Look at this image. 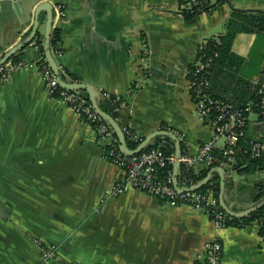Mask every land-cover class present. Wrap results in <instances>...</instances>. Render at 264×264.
I'll list each match as a JSON object with an SVG mask.
<instances>
[{
    "label": "crops",
    "instance_id": "1",
    "mask_svg": "<svg viewBox=\"0 0 264 264\" xmlns=\"http://www.w3.org/2000/svg\"><path fill=\"white\" fill-rule=\"evenodd\" d=\"M43 2L64 8L54 21L62 57H54L67 79L124 101L121 125L142 140L177 130L190 154L214 136L190 92L200 44L223 34L234 10H264V0H224L189 23L178 15L183 0H0V59L27 38ZM46 20L42 13L44 39ZM233 51L243 66L217 68L210 90L241 107L264 79V34H238ZM39 54L33 44L23 57ZM263 136L260 115L250 114L240 146ZM239 163L224 188L234 212L254 204L264 181V171L241 173ZM121 177L95 128L48 96L38 71L0 82V264H203L214 238L223 243L221 264H264L256 225L217 230L203 212L138 190L102 202ZM41 245L56 246L55 258L42 262Z\"/></svg>",
    "mask_w": 264,
    "mask_h": 264
},
{
    "label": "built area",
    "instance_id": "2",
    "mask_svg": "<svg viewBox=\"0 0 264 264\" xmlns=\"http://www.w3.org/2000/svg\"><path fill=\"white\" fill-rule=\"evenodd\" d=\"M220 2L221 0H183L178 9V15L182 19H186L188 14L199 16L206 13L207 9L213 8L214 3L219 5ZM63 15V6H57L56 16L59 18ZM206 45L207 41H204L199 46L197 59L191 70L194 79L190 80V92L199 116L210 124L214 136L210 141L203 143L196 154L186 151L182 153L179 158L181 172L178 187L174 184V164L177 160L175 151L166 153L161 147H152L139 153L128 154L123 149L114 129L96 112L90 100L79 92L71 91L60 84L44 52L40 51L35 60H27L24 57L14 59V57L1 64L0 82H8L17 72L34 69L42 76L44 90L48 96L64 103L95 128L108 161L122 171V177L105 191L102 202L130 190H138L165 200L171 207L189 206L203 212L214 227L221 230L228 227L229 214L224 210L220 198L213 191L192 189L198 183L195 182L192 174L201 168L240 166L239 161L242 158L237 156L240 153L248 154L250 158H259L263 155L264 144L262 142L248 141L246 149L240 146V142L246 140L250 114L258 113L260 120L264 122V79L254 83L255 100L241 107L215 97L210 90L208 77L214 65V58H205L203 52ZM54 54L56 58L62 57L59 48ZM103 95L107 98L111 97L107 93ZM115 102L117 103L116 112L125 105L124 101L118 99ZM122 131L130 140L142 142V139L136 136L127 125L122 126ZM167 131L180 137L177 130L168 128ZM41 248L42 262L55 258L56 246L41 245ZM222 257L223 243L219 238L205 242L203 264H221Z\"/></svg>",
    "mask_w": 264,
    "mask_h": 264
},
{
    "label": "trees",
    "instance_id": "3",
    "mask_svg": "<svg viewBox=\"0 0 264 264\" xmlns=\"http://www.w3.org/2000/svg\"><path fill=\"white\" fill-rule=\"evenodd\" d=\"M224 0H221L223 2ZM220 2V3H221ZM212 9V8H211ZM210 9V10H211ZM56 11V7L54 6V12ZM209 10L207 9V12ZM197 14H188L186 16V21L189 23H194L197 19ZM54 18H56V14H54ZM55 21V19H54ZM50 35V46L51 52L54 57L55 50H57L60 42L62 41V32L59 28L54 26ZM240 33H252V34H264V10H234L230 16V18L225 23V32L219 36L212 37L207 40V45L204 49L205 58L213 57L214 65L212 66L208 77L212 76L213 72L217 69H226L230 71H238L243 66L245 62V58L239 56L233 51L234 41L238 34ZM30 35V32L27 36ZM32 44L37 46L41 52L45 53V39L40 31L37 32ZM31 44V45H32ZM31 45L26 46L22 51L14 55V59L23 58V53L25 49L30 47ZM216 55V57H215ZM11 58V59H13ZM55 58V57H54ZM58 63V61L56 60ZM59 65V64H58ZM67 74H64L60 70V76L62 80L67 81ZM75 82L78 81V78H72ZM193 74L190 73V80H193ZM71 81V80H70ZM73 82V81H71ZM96 101L100 109L111 117L118 119L120 124V119L122 118L123 113L120 111H115L117 103L115 102L114 97L106 98L102 96V94H95ZM89 100V98H87ZM167 130H162L156 134V141L152 147H161L166 153H172L175 151V142L171 136L167 135ZM126 144L131 150H136L142 142H135L130 140L128 136L125 135ZM244 149L248 148V144L242 143ZM146 148V149H148ZM181 151L182 153L185 151V145L181 142ZM238 157H241L242 164L245 165V168H240L238 171L241 173L244 172H258L264 171V153L259 158H250L248 154H237ZM244 162V163H243ZM216 166V165H215ZM172 167H170L171 169ZM215 167L203 168L198 172L193 173L192 177L195 182H200L208 177L209 173ZM219 175V174H217ZM258 196L256 197V201L264 200V181L258 183ZM201 191H213L216 196H220L221 188L220 183H216L215 178H212L207 184H205L201 189ZM238 226V227H247L256 225L258 227L259 235L264 240V205L260 208H257L251 214L244 217H233L229 215L228 226Z\"/></svg>",
    "mask_w": 264,
    "mask_h": 264
},
{
    "label": "water",
    "instance_id": "4",
    "mask_svg": "<svg viewBox=\"0 0 264 264\" xmlns=\"http://www.w3.org/2000/svg\"><path fill=\"white\" fill-rule=\"evenodd\" d=\"M217 3H214L212 5V7H216ZM46 14V31H45V54L46 57L48 59L49 64L51 65L53 71L55 72V74L58 76V79L60 81V84L71 90V91H76L79 92L82 96L89 98L90 102L92 103L94 109L96 110V112L98 114H100L110 125L111 127L114 129L117 137L119 138L120 143L122 144L123 149L128 153V154H134V153H139L140 151L148 148L149 146L153 145L156 141L155 137L156 134L148 139H145L140 146L136 149V150H131L127 144H126V138L125 135L122 131V125L120 124L119 121H117L115 118L111 117L110 115L106 114L105 112H103L100 107L97 104L96 101V97H95V92L94 90L91 88V86L84 84V83H80V82H71L69 79H67V81L62 80L61 76H60V66L58 65V63L56 62V59L53 57L52 52H51V46H50V35L52 32V27H53V21H54V14H56V11L54 12V5L49 3V2H43L40 5H38L36 7L35 10V17H34V24L32 27V30L30 32V35L27 36V38L21 42L20 44H18L17 46L13 47L12 49H10L9 51L5 52V54L3 55V57L0 59V65L6 63L8 60H10L11 58L14 57V55H16L17 53H19L20 51H22L26 46L31 45L37 32L40 31L39 30V26H40V15L41 14ZM33 45V44H32ZM167 135L171 136L172 139L175 142V153H176V162L174 164V184L176 187H178V178L181 172V164L179 161V158L182 155V151H181V141L180 139L172 134L171 132H167ZM263 142H264V136H263ZM263 153H264V148H263ZM238 167H234V168H230V167H215L214 169L211 170V172L209 173L208 177H206L204 180L200 181L197 183V185L192 188L193 190H200L205 184H207L215 175L219 174L221 177V195H220V203L222 205V207L224 208V210L231 216L233 217H244L247 216L249 214H251L252 212H254L257 208H260L264 205V200H260V201H256L255 198V202L254 204H251L249 206H247V208L242 211V212H234L233 210H231L229 208V206L226 203V198L224 195V188H225V184L229 183V182H233L234 180L232 179V175H230L232 172H234V170H236ZM259 193V192H258ZM257 193V196H258ZM256 196V197H257Z\"/></svg>",
    "mask_w": 264,
    "mask_h": 264
},
{
    "label": "flooded vegetation",
    "instance_id": "5",
    "mask_svg": "<svg viewBox=\"0 0 264 264\" xmlns=\"http://www.w3.org/2000/svg\"><path fill=\"white\" fill-rule=\"evenodd\" d=\"M260 142H262L264 144L263 140H260Z\"/></svg>",
    "mask_w": 264,
    "mask_h": 264
}]
</instances>
